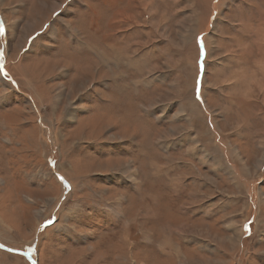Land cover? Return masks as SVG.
<instances>
[{"label":"rangeland","instance_id":"374dc122","mask_svg":"<svg viewBox=\"0 0 264 264\" xmlns=\"http://www.w3.org/2000/svg\"><path fill=\"white\" fill-rule=\"evenodd\" d=\"M0 22L2 244L264 264V0H0Z\"/></svg>","mask_w":264,"mask_h":264},{"label":"water","instance_id":"95a60500","mask_svg":"<svg viewBox=\"0 0 264 264\" xmlns=\"http://www.w3.org/2000/svg\"><path fill=\"white\" fill-rule=\"evenodd\" d=\"M0 248L4 249V250H7V251H10V252H15V253H18V254H22V255H24V256H26L28 258V261L30 262V264H37L36 260L30 255L29 251H24V250H21V249L11 248L9 246H6V245L2 244L1 242H0Z\"/></svg>","mask_w":264,"mask_h":264},{"label":"snow or ice","instance_id":"6c2138e0","mask_svg":"<svg viewBox=\"0 0 264 264\" xmlns=\"http://www.w3.org/2000/svg\"><path fill=\"white\" fill-rule=\"evenodd\" d=\"M4 31V25L2 22H0V33H3ZM201 45H202V41H201ZM203 51V48H202ZM61 180L63 179L62 177L60 178ZM49 223H51V221H49ZM246 229L248 228V225H245Z\"/></svg>","mask_w":264,"mask_h":264},{"label":"bare ground","instance_id":"6f19581e","mask_svg":"<svg viewBox=\"0 0 264 264\" xmlns=\"http://www.w3.org/2000/svg\"><path fill=\"white\" fill-rule=\"evenodd\" d=\"M105 41H108V40H106V39H105ZM108 42H110V43H111V40L109 39V41H108ZM105 46H106V47H109L107 44H106ZM197 97H198V96H197ZM190 101H195V100L191 98V99H190ZM126 237H127V236H126ZM125 239H126V238H125ZM30 255H31V254H30ZM130 257H131V255H130Z\"/></svg>","mask_w":264,"mask_h":264}]
</instances>
